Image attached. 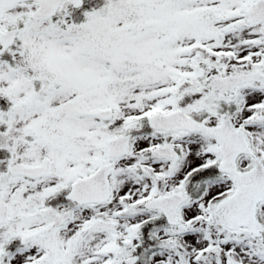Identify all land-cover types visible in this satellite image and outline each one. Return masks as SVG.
Returning a JSON list of instances; mask_svg holds the SVG:
<instances>
[{"label": "snow or ice", "instance_id": "snow-or-ice-1", "mask_svg": "<svg viewBox=\"0 0 264 264\" xmlns=\"http://www.w3.org/2000/svg\"><path fill=\"white\" fill-rule=\"evenodd\" d=\"M0 264H264V0H0Z\"/></svg>", "mask_w": 264, "mask_h": 264}]
</instances>
